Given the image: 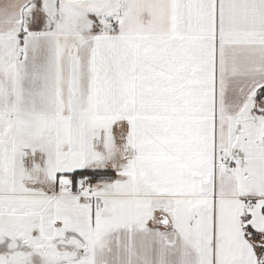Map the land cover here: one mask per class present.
Wrapping results in <instances>:
<instances>
[{
	"label": "snow or ice",
	"instance_id": "snow-or-ice-1",
	"mask_svg": "<svg viewBox=\"0 0 264 264\" xmlns=\"http://www.w3.org/2000/svg\"><path fill=\"white\" fill-rule=\"evenodd\" d=\"M0 264H264V0H0Z\"/></svg>",
	"mask_w": 264,
	"mask_h": 264
}]
</instances>
